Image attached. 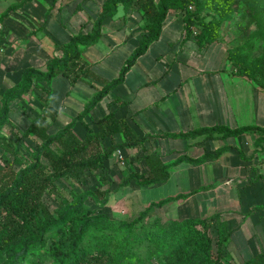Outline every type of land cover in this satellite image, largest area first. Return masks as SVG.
<instances>
[{
    "label": "crops",
    "instance_id": "0c3cea01",
    "mask_svg": "<svg viewBox=\"0 0 264 264\" xmlns=\"http://www.w3.org/2000/svg\"><path fill=\"white\" fill-rule=\"evenodd\" d=\"M103 1L0 0V13L20 4L1 22L0 65L13 70L6 74L19 81L24 68L45 71L71 37L92 31ZM182 17L181 11L169 12L158 38L127 66L122 80L102 96L85 120L92 122L108 111L125 117L146 139V151L156 152L165 164L180 156L210 155L197 165L181 162L169 169L164 182L146 187H170L162 199L189 194L161 207L167 220L219 214L230 231L231 262L240 264L264 254V136L190 132L215 126L264 128V87L228 59L231 25H221L217 39L199 44L198 28L186 33ZM142 24L136 8L125 12L119 6L113 18L104 20L98 39L81 47L79 60L91 74L72 80V75L57 73L40 82L34 91L38 97L31 99L37 111L32 109V116L45 110L46 122L62 128L83 111L132 59ZM74 130L84 135L79 122ZM114 137L122 140L119 134ZM103 144L108 145L109 139Z\"/></svg>",
    "mask_w": 264,
    "mask_h": 264
},
{
    "label": "trees",
    "instance_id": "16d2710c",
    "mask_svg": "<svg viewBox=\"0 0 264 264\" xmlns=\"http://www.w3.org/2000/svg\"><path fill=\"white\" fill-rule=\"evenodd\" d=\"M236 1L241 3V18L248 21L241 28L243 43L228 51V59L239 72L264 87V0H104L91 32L71 37L63 46L62 55L52 57L45 71L34 67L21 71L17 84L4 91L0 107V264H27L30 258L40 262L52 259L53 264H129L131 259L145 263L155 258L161 264H235L227 249L230 231L219 214L165 222L154 218L151 224L142 225V220L155 209L189 194L151 202L135 218L117 221L102 211L112 194L108 187L103 188L108 183L106 173L99 175L100 185L94 189L73 187L82 186L87 171L104 170L117 149L142 148L139 159L145 162V169L131 171L122 182L141 187L164 182L169 169L181 162L197 165L212 158L180 156L165 164L156 152L146 151V139L136 134L125 117L108 111L88 122L85 116L122 80L127 66L158 38L170 11L183 13L186 33H191L193 26L198 28L195 36L202 44L219 37L221 24L231 17ZM119 6L125 12L136 8L143 22L139 46L119 78L106 85L62 128L46 122L45 110L31 117L22 110L20 114L12 111L13 107L18 108L15 101L21 102L23 95L57 73L72 75V80L90 75L91 71L79 60L81 47L98 39L104 20L113 18ZM13 8L10 6L5 15ZM250 25L255 29H250ZM256 40L261 42V52L251 56ZM245 48L247 52L242 53ZM15 122L20 127L12 140L2 127ZM78 122L84 129L82 137L74 130ZM205 132H222L226 136L253 132L264 136V128L254 126H215L195 129L190 134ZM116 134L121 136L120 142L115 140ZM27 138L33 139V148L26 143ZM105 139H109L108 145L103 144ZM61 180H69V187H60ZM45 196L55 203L53 211L45 203ZM240 264H264V254Z\"/></svg>",
    "mask_w": 264,
    "mask_h": 264
},
{
    "label": "rangeland",
    "instance_id": "374dc122",
    "mask_svg": "<svg viewBox=\"0 0 264 264\" xmlns=\"http://www.w3.org/2000/svg\"><path fill=\"white\" fill-rule=\"evenodd\" d=\"M14 6L13 9L20 6L19 3L12 4ZM234 11L229 18V20L223 22L221 25H231L232 35L230 36V40L228 41L227 51L231 49L234 50L236 46H239L243 43L242 39V30L241 28L248 21L247 18H241V3L236 1L234 3ZM12 9V10H13ZM6 12L0 13V18H2L1 22L5 21V18L8 14L5 15ZM250 29H255L254 25H250ZM261 42L256 40L254 42V48L250 53L251 56H258L261 52ZM247 48L242 50V53L247 52ZM5 71V72H4ZM13 70L7 71L5 68L0 65V107L1 102L4 97V91L7 88L14 87L17 84L18 79L14 78L6 73H12ZM40 85V84H39ZM37 89L35 87L30 92L23 95L22 101H15L16 106L18 108H12V111L17 112L18 114L22 113V111L29 115L30 117L33 115L32 109L36 111L31 105V99L35 98L34 91ZM38 95H40L38 93ZM37 96V95H36ZM38 97V96H37ZM42 97H40L41 99ZM39 99V100H40ZM37 102V101H36ZM25 105V106H24ZM19 109V110H18ZM22 110V111H21ZM37 112V111H36ZM20 125L15 122V124L10 125L6 123L2 127V131L6 133L10 139L14 140V135L16 132H19ZM26 143L33 148L34 141L32 138H27ZM27 158L30 157L26 150L23 151ZM143 150L141 147L129 148L128 152H125L124 161H117L115 155L113 154L108 161H106L104 170H89L86 172L85 181L82 186L73 187L74 190H82V189H94L100 185L99 175L101 173H106L108 176V183L103 186V188H109L112 191V194L109 197L107 204L102 208V211L106 213L109 217L120 221V220H131L135 218L138 213L143 210L148 204L154 201H158L166 195V193L171 190L170 187H152L148 189L146 186H136L134 184L122 185V182L126 179L131 171L141 170V167H145L143 163H141L139 157L142 155ZM69 180H61L58 184L60 187H67ZM69 187V186H68ZM72 187V186H71ZM44 201L49 207L50 210L55 209V203L48 197H44ZM89 204H93L91 200L87 201ZM154 218H158L161 222L167 221L165 208L155 209L150 215L146 216L142 220V225L146 226L151 224L154 221ZM156 262V264H161V261L157 258L148 260L145 263H137L135 260L131 259L129 264H152ZM27 264H53L52 259H47L45 261H38L35 258H30L26 262Z\"/></svg>",
    "mask_w": 264,
    "mask_h": 264
},
{
    "label": "built area",
    "instance_id": "2783aa9c",
    "mask_svg": "<svg viewBox=\"0 0 264 264\" xmlns=\"http://www.w3.org/2000/svg\"><path fill=\"white\" fill-rule=\"evenodd\" d=\"M4 32V29H3V24L0 22V45H1V42H2V39H3V33ZM0 51H1V48H0ZM115 157H116V160L117 161H124V157H125V151L121 150V149H117L114 153Z\"/></svg>",
    "mask_w": 264,
    "mask_h": 264
}]
</instances>
